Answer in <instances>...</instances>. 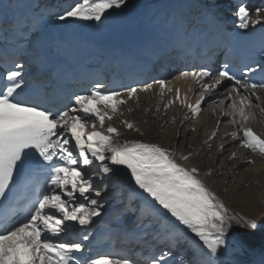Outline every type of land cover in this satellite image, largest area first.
<instances>
[{
    "label": "snow or ice",
    "instance_id": "obj_1",
    "mask_svg": "<svg viewBox=\"0 0 264 264\" xmlns=\"http://www.w3.org/2000/svg\"><path fill=\"white\" fill-rule=\"evenodd\" d=\"M127 6L128 0H74L57 19L102 22L112 11H122ZM20 7L17 0H0V28L8 25L11 30L27 32L40 20L39 5L32 16H17L15 10ZM230 16L238 34L257 26L264 29V0L259 4L235 0ZM185 19L178 21L177 46L187 45L197 28L195 19H187L186 23ZM216 19L219 21V17ZM203 32L201 28L196 35ZM261 54L259 62L252 60L243 66L240 77L227 60L215 69L201 65L180 71L175 79L193 80L199 89L198 99L191 103L176 89L175 99L168 100L165 110L178 101L195 117L202 105L213 94L219 97V89L228 83L231 87L226 90L225 98L230 111H219L242 131L225 135L264 156V137L249 126L252 99L260 101L257 92L264 89V83L247 79L257 71L264 72V37ZM27 75L25 65L15 61L11 68L0 70V264H138L131 257L92 256L87 246L92 237L73 235L76 228H88L101 217L104 210L101 193L112 191L108 178L121 166L128 171L134 191L171 221L169 226L152 214L137 215L128 205H123L125 215L134 218L130 235L143 233L145 238L162 241L148 264H225L222 257L230 247L252 249L257 233L264 253V214L257 219L230 212L200 178V166H188L187 162L195 159L193 153L178 155L173 148L143 140L121 141L119 129L105 125L121 105L138 99V88L148 91L151 85L134 82L117 90L106 89L96 82L81 94H73L72 106L67 107L58 105L56 89L51 84H37L32 99L20 98L33 90ZM153 83L160 86L161 96L165 89L173 92L167 78L154 79ZM123 123L129 130L144 135L133 122ZM89 125L92 130L86 132ZM216 134L213 131L205 143L210 146ZM220 147L222 154L224 146ZM235 155L231 154L233 158ZM246 162L255 163L251 159ZM93 164L99 176L87 172V167ZM30 168L48 169L46 187L22 201H15L17 186L30 178ZM211 171L209 168L207 174ZM10 198L16 207H12ZM261 198L264 199V193ZM177 230L192 237L191 243ZM261 264H264V254Z\"/></svg>",
    "mask_w": 264,
    "mask_h": 264
},
{
    "label": "bare ground",
    "instance_id": "obj_2",
    "mask_svg": "<svg viewBox=\"0 0 264 264\" xmlns=\"http://www.w3.org/2000/svg\"><path fill=\"white\" fill-rule=\"evenodd\" d=\"M178 0H128V6L122 11H112V14L107 18L111 21L123 18L127 14H133L138 16L139 29H145L151 35V31L158 29L162 31L165 22H172L175 20V14L182 13L185 5L190 9L192 6V0H182L186 3H182L176 6ZM206 6L208 10L218 11L228 7L226 1L228 0H199ZM252 4H259L261 0H247ZM175 4V8L173 4ZM229 8V7H228ZM227 8V9H228ZM176 10V11H175ZM175 11V14H174ZM57 24L65 25L70 22H76L77 25H83L96 22H78L74 20H67L64 22L56 21ZM53 23V22H52ZM158 23V28L155 26ZM177 77V76H176ZM151 87L148 91H144L143 88H138V99L133 98L128 100L126 105H121L119 113L124 110H133L130 112V116H119L117 113L112 115V121L106 120L105 125L111 124L119 129L121 136L120 140H143L145 142L160 143L165 147L173 148L180 153L187 154L193 153L195 159L187 162L188 166L197 164L200 166V178L205 182L210 190L214 191L218 198L226 204L229 211L236 214H245L249 217H256L260 219L264 214V199L261 198V194L264 193V156L259 152H252L251 150L242 147L237 140L228 138L225 134L238 130L233 123L228 126L230 118L223 115L219 109L230 111L229 101L225 98L226 88L225 86L219 89V97L212 95V99L223 100V103H216L210 109H208L207 103L202 105V109L199 115L193 117L189 113L186 106L181 105L178 101L172 104L165 110L164 105L168 100L175 99V90L179 89L181 96H187L188 101L195 103L198 99L199 89L195 82L191 79H175L172 78L168 81V87L173 89V92L169 93L167 89L163 96L160 93V86L156 83L149 84ZM191 89V91L189 90ZM241 96L245 95L242 91ZM257 95L261 97L260 101L255 98L252 99L250 106L251 121L250 125L258 135L264 137V112H261V108H264V90H258ZM239 99V98H238ZM207 107V108H206ZM124 109V110H123ZM133 122L137 127L141 129L144 135L136 132L135 130H129L123 121ZM133 119V121H131ZM184 121V124H181ZM167 122V123H166ZM219 122V128L217 130V123ZM98 123V122H97ZM192 123V124H191ZM192 129H195L192 131ZM91 126L86 127L85 131L90 132ZM216 131V136L210 141V146L206 144L209 141V137L212 132ZM177 136L180 139H177ZM221 145H223V152L221 154ZM242 149V150H241ZM246 149V150H245ZM235 153V157L231 156ZM207 154L208 157H207ZM254 160L255 163H251L252 166H247V160ZM219 166H216L217 164ZM216 164V165H215ZM245 165V166H244ZM211 168V174L208 175V169ZM244 168V169H243ZM92 169H87L88 173H92ZM100 174L98 173L97 176ZM114 179V176H112ZM96 181L94 180V183ZM116 193H114L116 199L109 207L104 208L101 217L95 219L92 226L88 228H76L81 229L84 232L91 231L99 224L109 222L110 220L123 223L125 230L129 232L135 225L133 223V217L130 215L124 216L125 209L123 205H128L134 212L139 215L143 213L145 215L152 214L155 217H159L163 224L171 226V221L161 213L157 212L150 202L143 200L142 198L125 192V187L118 185ZM106 195L101 193V197ZM107 198V197H106ZM105 214H113L114 217L110 218ZM128 218V222L125 224L122 219ZM183 239L189 240L191 243L192 237L184 234L182 230H177ZM136 237L140 238V242H144L145 245L153 247L157 242L160 244L162 241L155 242L151 238H145L143 233H137ZM183 239L181 243H183ZM254 247L247 250H238L229 248L222 259L225 264H261L262 250L260 247L259 233L253 240ZM140 247H133L132 252L129 253V257L133 258L138 264H148V260L153 254L142 253L139 251Z\"/></svg>",
    "mask_w": 264,
    "mask_h": 264
},
{
    "label": "rangeland",
    "instance_id": "obj_3",
    "mask_svg": "<svg viewBox=\"0 0 264 264\" xmlns=\"http://www.w3.org/2000/svg\"><path fill=\"white\" fill-rule=\"evenodd\" d=\"M123 110H124V109H123ZM130 112H133V110H130V111H128V110H124V111L121 112V113L118 112L116 116H117V117H119V116H121V117H123V116H130ZM113 117H114V116H113ZM113 117H112V118H113ZM112 120H113V119H111V120H109V121H112ZM127 120H129V119L127 118ZM131 121H133V119H131ZM230 123H232V122H230V120H229L228 123H227L228 126H231ZM191 124H192V123H191ZM238 148H242V147H240V145H239ZM241 150H242V149H241ZM245 150H246V149H245ZM208 155H209V154H207V157H208ZM209 157H210V155H209ZM216 164H217V163H216ZM216 164H215V165H216ZM250 165L252 166L251 163H247L246 166H245V165H244V166H245V168H247V166H250ZM216 166H219V165L217 164ZM243 169H244V168H243ZM107 182H109L110 185H111V188H113L114 181H112V180H110V179L108 178V181H107ZM103 194H104V192H103ZM105 195H109L108 192H107V194H105ZM116 197H117V196H116ZM103 203H104V206H105L106 204L109 203V201H104Z\"/></svg>",
    "mask_w": 264,
    "mask_h": 264
}]
</instances>
